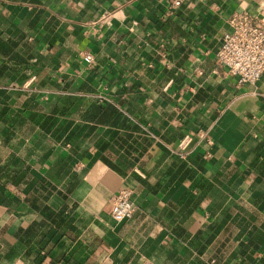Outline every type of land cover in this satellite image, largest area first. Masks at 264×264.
<instances>
[{
	"label": "crops",
	"instance_id": "0c3cea01",
	"mask_svg": "<svg viewBox=\"0 0 264 264\" xmlns=\"http://www.w3.org/2000/svg\"><path fill=\"white\" fill-rule=\"evenodd\" d=\"M237 11L264 22V0H0V264H264V74L216 57Z\"/></svg>",
	"mask_w": 264,
	"mask_h": 264
},
{
	"label": "built area",
	"instance_id": "2783aa9c",
	"mask_svg": "<svg viewBox=\"0 0 264 264\" xmlns=\"http://www.w3.org/2000/svg\"><path fill=\"white\" fill-rule=\"evenodd\" d=\"M181 0H174L179 5ZM84 60L92 64L94 56L82 53ZM217 61L227 68L238 84H256L264 74V22L258 15L237 11L228 20L221 45L216 54ZM102 100H106L100 96ZM194 137L186 134L178 143L176 152L181 158L188 154ZM136 210L133 190L123 188L111 198V213L117 221L131 218Z\"/></svg>",
	"mask_w": 264,
	"mask_h": 264
}]
</instances>
